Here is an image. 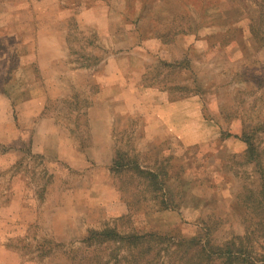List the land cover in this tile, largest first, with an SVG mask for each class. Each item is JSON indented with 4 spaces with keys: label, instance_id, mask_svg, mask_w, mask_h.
<instances>
[{
    "label": "rangeland",
    "instance_id": "obj_1",
    "mask_svg": "<svg viewBox=\"0 0 264 264\" xmlns=\"http://www.w3.org/2000/svg\"><path fill=\"white\" fill-rule=\"evenodd\" d=\"M109 2L114 9L131 8L130 1ZM181 4L207 12L206 20H201L202 34H208L215 47L206 56L202 44H196L195 51L180 40L174 50L148 62L151 67L143 82L137 84L129 74L130 89L151 88L140 91L139 104L128 109L138 112L131 118H119L109 98L94 99L102 83L91 76L89 81L88 72L78 66L83 60L95 63L110 55L103 37L64 25L71 32V49L66 46L65 55L71 56L73 66L59 73L68 78L64 82L77 77L73 83L77 87L65 95L55 86L60 74L32 76L31 90L21 96L27 76L15 74V67L24 51L7 50L8 36L0 34V264H128L126 250L118 252L117 245L84 243L91 231L106 229L122 235L156 231L176 239L202 234L213 245L242 237L247 229L252 232L257 215L263 214L258 193L264 172L261 175L241 158L244 145L236 135L254 132L264 169V47L259 48L249 33L250 24H255L264 39V17L260 20L261 12L251 7V0H182ZM178 8L183 11V6ZM177 14L175 26L184 28L183 15ZM231 27L236 32L229 33ZM175 60L179 66H162ZM10 67L17 81L11 83L8 99L1 93V81L9 77ZM163 94L170 101L198 94L202 116L213 124L207 142L161 143L159 131L148 129L153 118L159 121ZM71 95L75 99L60 98ZM133 98L129 93L127 102ZM121 124L125 130L114 128ZM119 154L131 165L136 161L142 170L169 174L164 189L175 205L171 211L159 210L142 175L146 171L138 174L131 166L113 167ZM238 194L245 197L248 208L242 217L229 207ZM172 243L170 250L159 249L160 261L155 264L186 262L177 250L178 241ZM248 248L250 260L264 264V239L254 237Z\"/></svg>",
    "mask_w": 264,
    "mask_h": 264
},
{
    "label": "crops",
    "instance_id": "obj_2",
    "mask_svg": "<svg viewBox=\"0 0 264 264\" xmlns=\"http://www.w3.org/2000/svg\"><path fill=\"white\" fill-rule=\"evenodd\" d=\"M123 1L124 3L130 1L131 8L114 9L109 0H0V34L8 36L7 50L24 51L22 57L17 58L15 67V74L18 71L27 76L23 80L24 83L29 79L27 85L24 86L23 83L19 90L23 93L21 96H26L28 89L31 90L32 85L29 84L33 81L32 76L37 78V76L46 75L49 77L51 74H60L62 68L73 66L71 56L65 55V47L68 46V49H71L69 44L71 32L68 33L64 26L67 24L68 27L72 25L71 29L78 27L83 32H85L84 29L92 30L91 33L103 37V41L107 44L109 56L95 63L83 60L78 66L82 71L88 72L89 81L95 78L98 84L102 83L101 93H97L94 99L105 97L109 98L108 103L114 101L110 105L117 107L120 113H118L119 118L120 115L126 116L121 118L138 115L136 109L134 112L131 110L133 111L140 102V91L151 90L150 87L144 88L141 85L138 91L130 89L127 86L129 74L138 81L137 84L143 82L147 73L146 69L151 67L148 62H153V59L159 54L161 56L165 53L164 51L174 50L180 40L186 41L185 43L193 47L195 51L196 44H202L205 49L203 55L206 53L209 55L208 51L212 50L211 37L208 34H202L203 28H201V20H206V11L202 14L199 9H193V6L182 5V0ZM179 5L183 6V11L176 9ZM199 7L201 9V6ZM221 11L224 12L223 7ZM177 13L183 15L184 28H180L179 25L175 26V18L180 15ZM65 14L68 15L65 16ZM234 21L236 23L239 20ZM130 50H132L131 53ZM159 62L161 63L160 60ZM175 62H163L162 66L180 65V62L176 60ZM95 69L100 73V77L95 74ZM8 70L9 77L1 81L4 83L1 93L11 99L8 90L11 83L17 79L16 75H12L11 67ZM71 72L76 71L72 69ZM61 74L60 79L55 83L56 90L67 95L77 87L73 84L77 77L72 76L73 78H69L70 82H64L63 79L68 78H62ZM129 93L132 98L134 96L130 103L127 102ZM163 97L165 100L159 103L158 108L159 121L156 122L153 118L152 124L150 123L151 127H148L151 131H159L160 138H162L161 143L178 140L190 146L207 142L209 137L207 130L213 124L203 118L198 94L183 97V101H170L169 96L166 98V94H163ZM0 98H2L1 94ZM60 98L61 100L75 99L73 95ZM132 104L134 107H130ZM129 108L132 109L128 110ZM119 118L114 122L117 123ZM114 128L126 129L122 124ZM211 130H213L212 127ZM236 141L244 145L239 139ZM115 159L116 156L112 162ZM236 196L229 207L232 212L240 213L242 217L245 211L237 205Z\"/></svg>",
    "mask_w": 264,
    "mask_h": 264
},
{
    "label": "trees",
    "instance_id": "obj_3",
    "mask_svg": "<svg viewBox=\"0 0 264 264\" xmlns=\"http://www.w3.org/2000/svg\"><path fill=\"white\" fill-rule=\"evenodd\" d=\"M252 1V8L257 7L261 12V18L264 17V4L259 3L257 0ZM251 5V4H250ZM254 5V6H253ZM177 17L175 18L176 21ZM182 21V18L180 19ZM250 21L253 18L250 17ZM178 26V23L176 24ZM250 34L255 44L259 48L264 47V39L258 35L255 24H250ZM236 30L229 28L228 32L231 33ZM221 40V39H220ZM232 40L230 39L229 43ZM212 47L214 46V42ZM224 43V42H222ZM228 43V44H229ZM181 90L186 88H180ZM236 138L244 144L243 158L247 165H254L255 169L262 173L264 169L262 168V158L259 152V148L255 144V134L249 133L247 130L236 135ZM130 161V160H129ZM128 160L124 158V155H117L115 161L113 162V167L116 168H128L131 166L132 172L141 173L143 172L144 179H147V189L151 191L153 195V200L157 201L160 211H171V206L174 205L168 200V194L164 189L165 182L169 179V174L165 172L154 171V170H142L139 164L135 161L129 163ZM133 161V160H132ZM262 168V169H261ZM164 177V178H163ZM168 177V178H167ZM161 178V181H160ZM163 179V180H162ZM263 189L258 193L261 211L263 214L257 215L255 222H253L254 228L252 232L248 229L242 237H237L236 239L229 240L224 245H213L210 240H207L204 236L199 235L193 238H174L169 235H162L160 232L156 231H145L140 230L138 232L130 234H120L114 229H106L101 232L91 231L88 237L84 240L89 246L99 245V246H111L117 245V251L125 249L127 252V262L128 264H155L160 261L161 249L166 246V250H170L169 245H173L172 241H178L177 250L182 251V257L185 258L186 262L182 264H257L251 261V250L248 248L249 244L253 241L254 237L258 239H264V184L261 186ZM165 190V191H164ZM155 191V193H154ZM257 194V195H258ZM246 200L241 194L236 196V202L239 208L244 209V214L247 215L248 208L247 205L243 203ZM172 204V205H171ZM175 206V205H174ZM177 208L174 207V210ZM248 246V247H247ZM118 252L114 255L117 256ZM130 258V260H129Z\"/></svg>",
    "mask_w": 264,
    "mask_h": 264
}]
</instances>
